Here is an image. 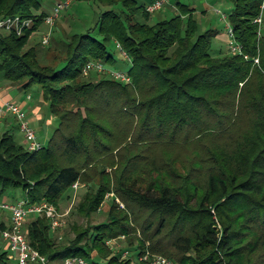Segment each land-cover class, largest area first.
<instances>
[{"label": "trees", "instance_id": "16d2710c", "mask_svg": "<svg viewBox=\"0 0 264 264\" xmlns=\"http://www.w3.org/2000/svg\"><path fill=\"white\" fill-rule=\"evenodd\" d=\"M75 1L87 17L53 39L60 57L48 66L41 55L51 46L29 45L44 0H0V19L34 21L22 35L0 31V84L41 99L55 125L37 152L16 142L18 127L4 131L0 195L21 190L20 201L59 210L79 184L87 218L112 195L106 221L74 228V239L59 242L45 216L30 218V246L53 264H133L146 252L178 264H264L262 0H214L231 6L224 14L241 54L226 33L214 47L221 31H200L183 0L154 24L157 0ZM111 45L125 55L129 83L84 72L89 63L114 70ZM121 237L127 245L115 253L107 242Z\"/></svg>", "mask_w": 264, "mask_h": 264}, {"label": "built area", "instance_id": "2783aa9c", "mask_svg": "<svg viewBox=\"0 0 264 264\" xmlns=\"http://www.w3.org/2000/svg\"><path fill=\"white\" fill-rule=\"evenodd\" d=\"M73 0H58L53 8L52 13L47 14L44 19L43 24L46 26L47 30L42 39V45L47 46L50 42L53 28L57 20L60 18L61 13L67 10ZM165 4L162 0L155 1L152 5L148 7L149 13H155L159 11ZM219 13V12H218ZM264 13V0L261 4V12L256 22L261 25L262 16ZM225 15L223 18L225 21ZM226 34L228 36V48L233 54H241V47L236 42L233 29L228 22H224ZM34 25L33 20H22L19 17L15 18H5L0 19V31H13L17 35H22L26 29H31ZM124 55V54H123ZM125 56V55H124ZM259 60H255V64H258ZM85 74L89 72L104 73L108 72L110 77L118 81L129 83L130 78L122 72H114L112 70H107V68L100 63H89L85 70ZM8 116L14 117L19 133L22 135L27 151L37 152L40 151L43 145L39 142L36 130L31 126L30 120L24 111V109L15 102H7L3 106H0V120L5 119ZM80 187L79 184L73 186L74 190ZM112 197L108 195L107 197ZM117 203L121 208H124L119 199H116ZM0 211H6L10 215V226L9 229L0 233L2 239L7 242L9 249L16 254V264H49L46 257L40 255L36 250H34L25 235L24 224L26 219L31 216L42 217L45 216L51 223V229L57 230L61 227V222L59 221V216L57 215L56 209L46 203L28 205L25 201H20L14 204L1 202L0 201ZM125 237H121L119 240H124ZM115 240H110L107 245L113 250ZM117 250V249H116ZM130 253L124 252L123 258L129 259ZM139 264H178L165 257L153 255L150 252L141 253L136 257ZM63 264H95L87 261L83 258L74 257L68 258Z\"/></svg>", "mask_w": 264, "mask_h": 264}, {"label": "rangeland", "instance_id": "374dc122", "mask_svg": "<svg viewBox=\"0 0 264 264\" xmlns=\"http://www.w3.org/2000/svg\"><path fill=\"white\" fill-rule=\"evenodd\" d=\"M162 1H164L165 4L159 11L153 13V17L151 19L152 24L165 20V19H170L175 13H178V10H176V8L172 6L174 2L173 0H162ZM183 2L189 5H192L194 8L197 9L196 19L198 20L200 31L213 28V29H217L221 31V34L223 36L225 35L226 29H225L224 22L225 21L228 22V21L225 16H224L225 17V21H224L223 14L230 10L231 6L228 3H218L214 0H183ZM55 3H56V0H44L43 10H46L47 12L52 13ZM80 4L81 3H76V1L73 0L68 10H65L61 13L60 18L57 20L55 27L53 28L50 42L45 48L51 46V44L54 45L55 41L53 39H55L56 36L58 35L64 39H67L68 33H70L69 27L71 24H73V22H79L81 23L80 25L83 24L82 19L83 18L85 19L87 15L84 12L81 15L79 14V9H80L79 7L81 6ZM91 23L92 21L89 20L84 24V26L88 27L91 25ZM45 33H46V29L41 27L39 32H37V34L32 36V38L29 41V45H36L38 43H41ZM218 43L222 44V42H220L219 40V41L214 42L213 46L217 47ZM111 49L114 51V57L117 63V65L114 67V70L112 71L126 72L128 70V65L124 64V55L118 50H116L114 45H111ZM45 52H46L45 54L41 55L42 62L48 66H55L57 64V61L55 60V58L56 59L59 58L60 55L57 53V51L52 46L49 48V50L45 49ZM107 67H108L107 68L108 71L112 69L109 65ZM92 73H97V75L100 74V77L102 76V74H106L107 76H110L108 72H104V73L92 72ZM2 87L3 86L0 84V88ZM34 99L39 100V98H36V97ZM5 119L10 124H12L14 128L17 127V123L14 117L8 116ZM5 119L0 120V137L5 131L4 130L5 129V125H4ZM41 132L40 130L37 131V137L39 139V142L42 145H46L53 132H51L49 138L45 137L44 130H42ZM13 133H14L16 142L22 145L23 144L22 142L24 141L22 135L19 133L18 130L17 132L16 130H14ZM84 191H85V188L81 185L77 190L73 191V195L71 199L66 200L61 204V207L59 210L55 208L57 211V215L59 216V221L61 222V227L58 228L57 230H52V231L54 232L59 242H63L65 238L74 239L75 238L74 228L76 227L86 228L88 226H95V225L105 222L107 219V213L109 211V206L112 203L111 196L106 198L105 203L102 205V207L96 214H93L87 218L78 213L77 206L83 197ZM22 196L23 195H22L21 190H17V191L9 190L6 193L0 195V201L2 202L5 198L11 201L14 197L16 199H22ZM2 212L4 213L6 211H0L1 215H3ZM32 217L35 218L37 216L31 215L26 220L28 221ZM126 245H127L126 239L125 240L117 239L115 240V243H114V247L116 248H114L112 251H114L115 253H119L122 249L126 247ZM128 253H130L129 258H132L133 252L128 251ZM158 256H161V255H158ZM96 261L98 264L102 263L99 259H97ZM49 264H53V263L49 262ZM133 264H139L136 258H134Z\"/></svg>", "mask_w": 264, "mask_h": 264}, {"label": "crops", "instance_id": "0c3cea01", "mask_svg": "<svg viewBox=\"0 0 264 264\" xmlns=\"http://www.w3.org/2000/svg\"><path fill=\"white\" fill-rule=\"evenodd\" d=\"M57 1L58 0H56V2ZM43 12L49 14V12H47L46 10H43ZM42 27L47 30L44 24L42 25ZM223 37H224L223 35L220 36V42L222 43H224L225 40V38L223 39ZM7 102L18 103L26 112L30 120L31 126L35 128L36 132L38 130H40V132L44 130L45 137L49 138L51 132H53L54 130V126H53L54 121L47 115L46 109L41 105V99L36 100L30 94H24L22 92H19L15 88L4 86L0 88V106H3ZM4 125H5L4 130L10 129L13 126L9 122ZM17 130L18 129H16V132ZM22 143L25 146V142L23 141ZM4 200H6L8 203L14 204L18 201L20 202V200L22 199H16L14 197L11 201L7 200L6 198ZM0 221L4 222L5 225L9 227L10 226L9 213L4 212L3 215L0 214ZM24 228H25V224H24ZM0 264H16V254L9 249L7 242L2 239L1 235H0Z\"/></svg>", "mask_w": 264, "mask_h": 264}]
</instances>
